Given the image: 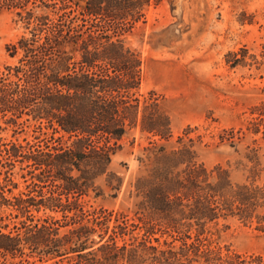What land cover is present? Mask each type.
Segmentation results:
<instances>
[{
	"label": "trees",
	"instance_id": "trees-1",
	"mask_svg": "<svg viewBox=\"0 0 264 264\" xmlns=\"http://www.w3.org/2000/svg\"><path fill=\"white\" fill-rule=\"evenodd\" d=\"M151 4L0 0V11L15 10L30 33L7 49L11 57H20L0 72V115L17 127L32 121L43 136L42 145L0 138V166L8 168L0 170V209L11 208L14 218L23 219L14 225V235L0 232L4 261L16 254L25 257L26 247L35 254L27 257H36L39 264H264L261 254L229 248L222 253L212 246L210 230L220 219L236 218L254 224L264 238V181H256L257 150L246 155L251 180L234 184L227 170L208 169L198 160L190 129L170 144L171 121L158 96L137 94L140 57L117 37L145 23ZM35 8L49 13L35 15ZM225 63L229 69L259 70L264 42L257 54L246 46L228 52ZM256 112L245 131L223 130L219 143L232 146L246 134H261L264 140V107ZM134 129L148 139L138 158L142 171L130 184L138 224L121 212L88 208L83 201L90 191L99 195L97 182L104 177L109 188L120 189L122 179L109 166L120 141ZM64 138L69 145L62 144ZM16 164L26 170L21 178L29 181L28 192L9 199L7 183L12 184ZM135 230L142 232L140 239L126 242ZM157 233L170 241L160 243Z\"/></svg>",
	"mask_w": 264,
	"mask_h": 264
},
{
	"label": "rangeland",
	"instance_id": "rangeland-1",
	"mask_svg": "<svg viewBox=\"0 0 264 264\" xmlns=\"http://www.w3.org/2000/svg\"><path fill=\"white\" fill-rule=\"evenodd\" d=\"M33 12L35 15L49 13L37 8ZM22 36L30 37V33L16 11H0V72L17 64L20 55L11 57L7 49ZM117 38L139 55L142 64L137 94L147 96L152 91L158 96L162 110L171 121L173 138L170 144L190 129L188 137L193 139L198 160L208 169L221 166L229 172L234 184L251 180L246 155L254 148L260 164L256 181H264L261 134H246L232 146L229 142L220 144L218 139L223 130L241 128L245 131L249 121L257 116L256 109L264 107V66L259 70L255 67L229 69L225 63V55L237 52L242 46H246L250 54L259 52L264 42V0H152L145 23H138ZM5 122L0 115L2 142L43 144V136L34 129V122L29 121L23 127ZM147 143V136L140 134L138 129L131 130L120 141L109 170L122 179L121 187L111 189L106 178H101L97 182L99 195L90 191L83 197L88 208L121 212L131 219L130 222L139 223L134 216L135 200L130 196V184L142 171L138 158L142 157ZM62 144L70 142L64 138ZM21 168L16 164L10 171L12 184L16 186L7 183L11 191L6 193L9 199L28 192L26 184L29 181L26 183L21 178L26 170ZM6 169L0 166L1 171ZM0 184H4L3 175ZM14 214L11 208L0 209L1 233L15 234L14 225L23 219L14 218ZM33 215L41 218L43 212H33ZM254 226L236 218L220 219L210 226L212 246L220 248L224 254L229 248L239 253L261 254L264 258V238ZM141 235L142 232L135 230L125 241L129 242L131 237L139 240ZM154 237H160V243L170 241L166 235L161 238L159 233ZM92 238L97 240L96 236ZM121 243L119 240L118 244ZM23 252V258L16 254L15 258L7 257L4 261L0 257V264H27L26 259L39 264L36 257H27L35 254H30L26 247Z\"/></svg>",
	"mask_w": 264,
	"mask_h": 264
}]
</instances>
